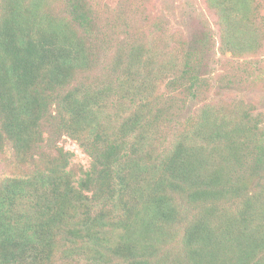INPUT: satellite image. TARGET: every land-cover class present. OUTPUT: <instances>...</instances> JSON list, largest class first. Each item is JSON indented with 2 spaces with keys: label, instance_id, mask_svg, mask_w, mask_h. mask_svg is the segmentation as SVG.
<instances>
[{
  "label": "trees",
  "instance_id": "obj_1",
  "mask_svg": "<svg viewBox=\"0 0 264 264\" xmlns=\"http://www.w3.org/2000/svg\"><path fill=\"white\" fill-rule=\"evenodd\" d=\"M204 1L218 32L206 22L164 52L126 33L91 75L109 40L84 0L59 13L48 0H0V156L11 150L16 168L0 180V264H56L57 247L96 264H264V114L207 104L190 133L154 145L172 92L202 93L216 48L263 47L264 0ZM251 76L231 68L219 82L242 88ZM64 135L88 169L70 167Z\"/></svg>",
  "mask_w": 264,
  "mask_h": 264
},
{
  "label": "rangeland",
  "instance_id": "obj_2",
  "mask_svg": "<svg viewBox=\"0 0 264 264\" xmlns=\"http://www.w3.org/2000/svg\"><path fill=\"white\" fill-rule=\"evenodd\" d=\"M91 9L95 20V31L99 39L109 40V44L103 46L88 73L91 75L102 73L105 67L113 59L119 45L128 33V41L143 39L146 42L158 38L157 49L164 52L175 44L181 42L183 37L192 36L206 22H209L213 32H218L217 17L209 11L204 0H84ZM49 6L54 12H66L69 0H48ZM144 7L143 15L136 12ZM67 8V9H66ZM66 9V10H65ZM64 10V11H63ZM264 15V10L262 11ZM202 25V26H201ZM132 28V35H131ZM173 37L177 39L173 42ZM102 46V43H98ZM214 54V55H213ZM200 69L203 92L193 96L182 92H172V106L169 113L167 126L162 134L155 138L154 145L159 152L165 145H174L188 133L198 118L201 109L207 104L235 107L238 104L250 106L253 115L264 114V35L263 47L254 53H243L236 56L228 51L222 55L218 49L212 52V56L206 59ZM249 69L252 72L251 81L242 88L226 89L220 84L222 73L226 69L241 71ZM157 93L168 97L170 91L167 81L159 82ZM171 101V100H170ZM263 117V116H262ZM165 140H162L164 139ZM58 145L71 151L70 167L75 172L80 169H88L92 158L71 137L64 135L58 141ZM162 147V148H161ZM13 153L11 150L6 155L0 156V180L6 175H12L16 168L12 164ZM60 247L55 253L56 264H96L93 252L89 250L83 253L70 252L61 258Z\"/></svg>",
  "mask_w": 264,
  "mask_h": 264
}]
</instances>
